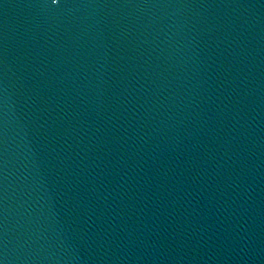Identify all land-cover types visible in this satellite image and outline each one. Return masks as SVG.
Returning a JSON list of instances; mask_svg holds the SVG:
<instances>
[{
    "label": "water",
    "instance_id": "obj_1",
    "mask_svg": "<svg viewBox=\"0 0 264 264\" xmlns=\"http://www.w3.org/2000/svg\"><path fill=\"white\" fill-rule=\"evenodd\" d=\"M0 264H264V0H0Z\"/></svg>",
    "mask_w": 264,
    "mask_h": 264
}]
</instances>
